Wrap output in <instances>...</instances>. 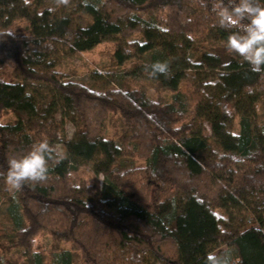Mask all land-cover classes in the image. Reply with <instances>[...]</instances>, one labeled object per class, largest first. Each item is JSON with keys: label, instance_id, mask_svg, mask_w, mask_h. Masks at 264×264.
<instances>
[{"label": "trees", "instance_id": "trees-1", "mask_svg": "<svg viewBox=\"0 0 264 264\" xmlns=\"http://www.w3.org/2000/svg\"><path fill=\"white\" fill-rule=\"evenodd\" d=\"M218 2L0 0V32L13 33L0 36V119L14 116L0 121V173L41 139L59 158L42 184L10 192L0 176V264H19L15 253L20 264H74L73 251L82 264H264V75L227 50L190 54L199 35L226 45ZM108 41L116 66L140 60L132 73L168 100L57 71L60 56ZM157 62L166 73L152 74ZM115 114L117 139L102 132ZM83 164L102 176L94 194L73 179Z\"/></svg>", "mask_w": 264, "mask_h": 264}, {"label": "rangeland", "instance_id": "rangeland-1", "mask_svg": "<svg viewBox=\"0 0 264 264\" xmlns=\"http://www.w3.org/2000/svg\"><path fill=\"white\" fill-rule=\"evenodd\" d=\"M47 5L59 6L55 3V0H45ZM215 48L218 51L226 50L225 44L221 41H213L210 38H206L203 35L195 38L194 47L190 51L193 58L198 57L200 53L206 51L207 48ZM113 42H104L97 45L90 51L80 52L69 55H63L59 58V63L56 67L59 74L64 79L80 82L97 91H104L108 87H117L122 90H143L148 98L155 101H167L172 94L169 90L162 89L157 83L149 79L143 74L132 73V68L140 63L138 61H131L125 63L122 66H116L113 59ZM11 65H8V71L11 69ZM185 89L184 83L181 84V90ZM56 119L61 123L64 133L67 138H70L73 134V126L62 118L61 112H57ZM14 120V116L10 112H4L1 116V122H11ZM207 134H209L208 127L205 126ZM106 136L117 139L123 132L121 120L118 115H113L107 119L103 126L102 131ZM57 152H62L61 146H57ZM73 179L76 184L79 181H83L86 186L91 188L92 193H96L102 188L103 179L101 175H95L90 167V164H83L76 168ZM10 192L14 189L10 188ZM1 231L0 226V238H5ZM36 244L43 243V234H38L35 237ZM69 248L67 244L65 246ZM74 253V264H82L80 255ZM48 256V255H47ZM46 256L45 264H49V259ZM11 259L17 263L23 262V257L20 253L10 255Z\"/></svg>", "mask_w": 264, "mask_h": 264}, {"label": "clouds", "instance_id": "clouds-1", "mask_svg": "<svg viewBox=\"0 0 264 264\" xmlns=\"http://www.w3.org/2000/svg\"><path fill=\"white\" fill-rule=\"evenodd\" d=\"M55 3L67 6L70 0H55ZM201 5L207 6L205 0H201ZM213 11L217 18L214 26L229 33L226 50L239 56L251 72L264 75V3L261 0H219ZM12 34L0 32V36L5 37ZM151 68L153 75L167 72V65L161 62ZM55 151L47 139L34 142L27 153L10 158L6 175L0 173V176L14 190L22 189L25 184H42L49 178V162L53 159L59 162Z\"/></svg>", "mask_w": 264, "mask_h": 264}]
</instances>
